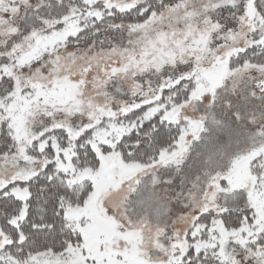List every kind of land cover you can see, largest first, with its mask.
<instances>
[{"label": "snow or ice", "instance_id": "1", "mask_svg": "<svg viewBox=\"0 0 264 264\" xmlns=\"http://www.w3.org/2000/svg\"><path fill=\"white\" fill-rule=\"evenodd\" d=\"M0 264H264V0H0Z\"/></svg>", "mask_w": 264, "mask_h": 264}]
</instances>
